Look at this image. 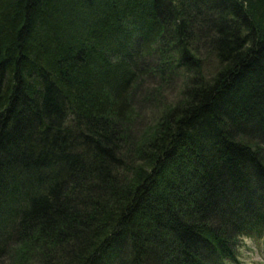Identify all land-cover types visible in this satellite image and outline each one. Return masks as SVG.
I'll use <instances>...</instances> for the list:
<instances>
[{
    "label": "trees",
    "instance_id": "trees-1",
    "mask_svg": "<svg viewBox=\"0 0 264 264\" xmlns=\"http://www.w3.org/2000/svg\"><path fill=\"white\" fill-rule=\"evenodd\" d=\"M151 71L181 83L148 86L136 129ZM243 237L264 241V0H0V264H240Z\"/></svg>",
    "mask_w": 264,
    "mask_h": 264
},
{
    "label": "rangeland",
    "instance_id": "rangeland-1",
    "mask_svg": "<svg viewBox=\"0 0 264 264\" xmlns=\"http://www.w3.org/2000/svg\"><path fill=\"white\" fill-rule=\"evenodd\" d=\"M201 51V56H203V49L200 50V52ZM212 68H214L213 62L209 61V63L204 64L203 71L207 78L211 74ZM147 77L149 78V80L145 79V82L141 81L138 86L134 87L132 93L133 107L138 114L137 119L140 122V124L136 126V129L140 128L141 124L148 122L143 118L150 119L157 114V109L156 107H154V105H152L153 103H150V101L146 103V90H149L148 86L154 88L158 85H164V96H167L166 98L169 99V97H173L175 93L170 86L179 85L181 83V75L179 72L173 74V76L171 77L173 82L170 81L169 84L161 83L160 80L163 78L160 76V74H157L154 71L149 72ZM238 260L240 264H264V241L261 239L253 240L248 237H243L241 239L240 247L238 248Z\"/></svg>",
    "mask_w": 264,
    "mask_h": 264
}]
</instances>
